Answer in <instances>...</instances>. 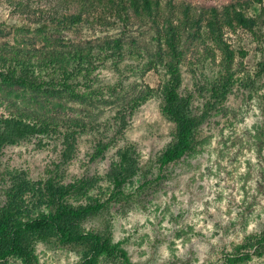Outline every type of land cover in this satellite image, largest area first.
<instances>
[{
	"label": "rangeland",
	"instance_id": "1",
	"mask_svg": "<svg viewBox=\"0 0 264 264\" xmlns=\"http://www.w3.org/2000/svg\"><path fill=\"white\" fill-rule=\"evenodd\" d=\"M232 1L161 0L166 14L170 5L177 12L179 4L220 8ZM66 4L70 12L77 6L74 0H0V43L30 48L119 34V27L106 29L91 20L35 32L43 23L56 26L51 20ZM248 14L258 16L257 36L241 28L224 31L235 52L226 89L221 90L227 74L222 51L205 33L184 41L179 97L201 123L192 149L165 167L159 179L157 156L172 140L174 124L162 113L159 94H146L162 84V69H147L135 54L154 51L155 30L149 25L132 19L124 40L139 47L119 65L101 55L77 76L72 83L84 94L81 99L0 85V209L27 219L53 209L51 198L75 206L104 202V209L81 226L107 234L127 251L129 262L101 255L96 264H264V251L254 253L264 240V0ZM8 101L51 122L41 133L16 137L13 119L35 122L13 115ZM124 168H135L136 175L123 195L109 201L110 176ZM82 181L90 187L81 194L59 195ZM237 248L250 257L234 261ZM34 250L39 264H80L85 258L84 249L50 240L38 241ZM6 264L22 260L14 257Z\"/></svg>",
	"mask_w": 264,
	"mask_h": 264
},
{
	"label": "trees",
	"instance_id": "2",
	"mask_svg": "<svg viewBox=\"0 0 264 264\" xmlns=\"http://www.w3.org/2000/svg\"><path fill=\"white\" fill-rule=\"evenodd\" d=\"M262 1L234 0L220 8L179 4L177 12L174 10L175 7L170 5L171 2H167L170 11L166 14L161 0H74L77 6L73 12H70V5L66 4L60 16L51 20L56 26L50 28L48 23H43L34 29L35 32L40 35L51 30H67L91 20L95 24H104L106 29L119 27V34L96 42L88 40L84 43H67L57 40L51 46L44 44L30 48L0 43V85L17 86L56 97L67 94L81 99L84 94L72 83L77 76L87 73L95 63H98L101 55L108 56L119 65L130 54H134L132 48L139 47L133 41L127 43L124 40L132 19L149 25L155 30L154 51L139 50L135 54L144 58L143 65L147 69L157 67L162 69V84L157 89L147 88L146 94L153 91L159 94L162 98L161 111L174 124L172 140L157 156L156 179H159L165 167L180 160L192 149L195 132L201 123L198 116L188 113L187 105L179 97L180 63L184 41L188 38L200 39L205 33L204 37L222 51L223 69L227 74L224 76L221 90L226 89L232 78L235 52L224 40V31L241 28L257 36L258 16L249 15L248 9L254 4H261ZM211 90L217 93V86H213ZM0 102L4 100L0 99ZM6 103L13 115L35 122L30 126L13 119V133L16 137L41 133L51 122V118L36 111L16 106L12 101ZM1 140L4 141L3 137ZM135 175V168H124L120 172L112 173L110 180L113 188L109 201L123 195L124 185ZM146 182L144 179V183ZM88 187H90L88 181L70 184L63 188L59 195L63 197L78 195ZM50 201L53 209L27 219L18 218L10 208L0 209V264H6L14 257L20 258L22 264H39L34 246L38 241L45 240L54 241L61 247L84 249L85 258L80 264H96L101 255L113 258L117 256L126 263L129 262L127 251L112 244L107 234L86 230L81 226L89 216L104 209V202L94 200L86 205L75 206L63 200L54 202L51 198ZM258 244L259 247L254 253L261 255L264 251V240H259ZM242 253L240 248L235 249L234 261L250 257V252L244 253V256H241Z\"/></svg>",
	"mask_w": 264,
	"mask_h": 264
}]
</instances>
